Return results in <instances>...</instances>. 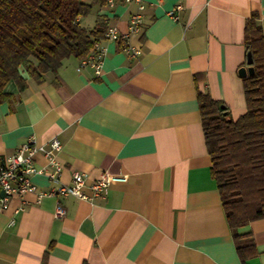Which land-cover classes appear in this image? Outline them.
<instances>
[{
  "label": "crops",
  "instance_id": "0c3cea01",
  "mask_svg": "<svg viewBox=\"0 0 264 264\" xmlns=\"http://www.w3.org/2000/svg\"><path fill=\"white\" fill-rule=\"evenodd\" d=\"M141 2L140 29L129 35L139 55L102 37L100 75L77 70L80 58L69 57L56 76L28 79L22 91L13 81L3 87L10 97L0 102V163L30 136L45 146L56 138L59 180L34 174L38 189L69 185L77 171L90 196L102 172L112 179L99 196L25 192L0 203V264H242L211 175L197 92L231 119L246 110L244 25L256 12L264 35V0ZM136 10L124 0L93 4L79 23L91 30L101 21L123 34ZM34 160L52 171L43 153ZM239 230L256 250L245 264H264V217Z\"/></svg>",
  "mask_w": 264,
  "mask_h": 264
},
{
  "label": "trees",
  "instance_id": "16d2710c",
  "mask_svg": "<svg viewBox=\"0 0 264 264\" xmlns=\"http://www.w3.org/2000/svg\"><path fill=\"white\" fill-rule=\"evenodd\" d=\"M106 0H0V102L10 97L3 87L13 81L19 91L27 80L56 76L63 61L82 58L103 37L106 25L91 30L79 18ZM245 61L253 74L242 76L246 110L236 119L207 93L197 102L208 154L227 223L242 264L256 254L249 232L240 227L264 217V35L259 15L245 21ZM223 105L224 108H220ZM225 112V113H224Z\"/></svg>",
  "mask_w": 264,
  "mask_h": 264
},
{
  "label": "built area",
  "instance_id": "2783aa9c",
  "mask_svg": "<svg viewBox=\"0 0 264 264\" xmlns=\"http://www.w3.org/2000/svg\"><path fill=\"white\" fill-rule=\"evenodd\" d=\"M127 3L134 2L137 5V10L129 16L127 32L121 34L114 25L106 26L103 38L109 41H118L122 43V49L128 51L131 56L140 54V49L133 47L129 43V35L139 31L142 14L144 8L141 0H124ZM115 0H106V5L113 6ZM181 5H175L169 15L173 20L178 19V11ZM106 54V47L100 44V40L93 43L87 50L86 54L80 58L77 70L83 66H89L93 69L96 76L101 74L102 62ZM61 148V143L58 139L53 138L48 145H37L33 136H30L27 141L18 146L15 151L5 156L0 163V203L3 208L7 207L8 200L25 192H33L37 198L47 195L67 196L74 195L85 199L91 196H99L107 192L109 183L112 179L107 172H102L100 176L89 184L91 195L82 192V187L85 185L84 175L74 171L72 173L71 183L69 185H60L57 188L50 190H40L33 183L31 176L34 174H44L49 181L57 182L59 180L61 165L56 158V153ZM41 152L48 160V164L52 166V171H46L44 167L37 166L34 160V154ZM2 192V194H1ZM65 209L62 204L57 203L54 211L55 216L64 215Z\"/></svg>",
  "mask_w": 264,
  "mask_h": 264
},
{
  "label": "water",
  "instance_id": "95a60500",
  "mask_svg": "<svg viewBox=\"0 0 264 264\" xmlns=\"http://www.w3.org/2000/svg\"><path fill=\"white\" fill-rule=\"evenodd\" d=\"M251 63H252L251 54L250 53H247V66H244V67L239 68L238 73L241 76L253 74V67L251 66ZM220 108L222 109V108H224V106L223 105H220ZM1 194H2V192H1Z\"/></svg>",
  "mask_w": 264,
  "mask_h": 264
},
{
  "label": "rangeland",
  "instance_id": "374dc122",
  "mask_svg": "<svg viewBox=\"0 0 264 264\" xmlns=\"http://www.w3.org/2000/svg\"><path fill=\"white\" fill-rule=\"evenodd\" d=\"M226 118L228 119V118H231V116L229 115V113L226 115Z\"/></svg>",
  "mask_w": 264,
  "mask_h": 264
}]
</instances>
